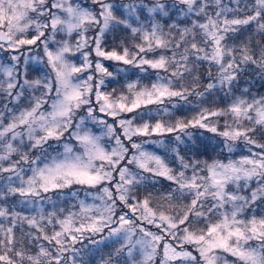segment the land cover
<instances>
[{
  "label": "snow or ice",
  "instance_id": "obj_1",
  "mask_svg": "<svg viewBox=\"0 0 264 264\" xmlns=\"http://www.w3.org/2000/svg\"><path fill=\"white\" fill-rule=\"evenodd\" d=\"M0 264H264V0H0Z\"/></svg>",
  "mask_w": 264,
  "mask_h": 264
}]
</instances>
